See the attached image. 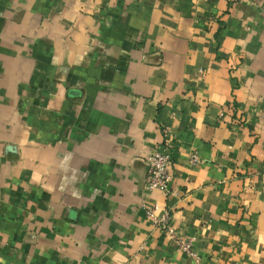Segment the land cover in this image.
Returning a JSON list of instances; mask_svg holds the SVG:
<instances>
[{"label": "crops", "instance_id": "1", "mask_svg": "<svg viewBox=\"0 0 264 264\" xmlns=\"http://www.w3.org/2000/svg\"><path fill=\"white\" fill-rule=\"evenodd\" d=\"M79 262L264 264V0H0V264Z\"/></svg>", "mask_w": 264, "mask_h": 264}, {"label": "built area", "instance_id": "2", "mask_svg": "<svg viewBox=\"0 0 264 264\" xmlns=\"http://www.w3.org/2000/svg\"><path fill=\"white\" fill-rule=\"evenodd\" d=\"M197 161L195 154H190L188 162L194 164ZM145 188L148 191L157 190L162 194L168 191L171 181V155L167 147L162 150H154L145 157ZM145 218L149 223L161 230L162 234L173 240L179 251L193 255L190 250V238H183L175 233L173 228L169 226L170 214L167 208L159 206L156 203L143 205ZM77 264H92L79 262Z\"/></svg>", "mask_w": 264, "mask_h": 264}]
</instances>
